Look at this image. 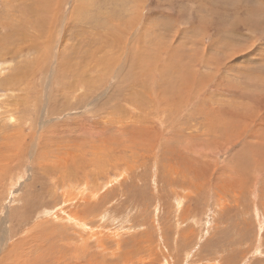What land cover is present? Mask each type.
<instances>
[{
	"label": "rangeland",
	"instance_id": "1",
	"mask_svg": "<svg viewBox=\"0 0 264 264\" xmlns=\"http://www.w3.org/2000/svg\"><path fill=\"white\" fill-rule=\"evenodd\" d=\"M250 16L255 20L246 26L242 21ZM260 20H264V0H0V129L12 130L17 123L12 118L29 124L20 129L25 154L6 151V162L0 163V264H264V172L251 173L245 156L241 161L248 178L242 177L233 188H223L216 180L222 178L220 174L226 175V182L241 174L225 169L232 152L241 145L248 149L256 138L264 142V23L260 25ZM32 35L39 40V49L33 52L27 49L34 42ZM21 42L26 45L18 56ZM96 42L104 53H96L100 49ZM118 49L132 51V57L121 55L116 64ZM191 69L197 71L198 86L186 93L182 88L179 95L174 88L183 85L181 74L186 80L185 72ZM85 78L81 91L77 90L75 82ZM189 93L195 99L185 108L198 120L184 118V109L179 114L169 108L160 111L162 103L174 100L177 106ZM131 98L141 105H134L136 111L124 108ZM204 98L209 103L202 102ZM229 109L235 114H227ZM111 110L120 112L115 120L122 128L128 125L127 131L132 119L135 127L150 129L145 136L149 143L140 146L129 134H119L124 144H114L117 126L106 115ZM179 121L185 122L183 135L169 129L179 126ZM67 125L69 132L86 141L85 157L73 138L49 142L53 128L59 134ZM81 125L89 130L79 131ZM218 126L227 134L246 128L245 138L251 140L236 144L239 147L232 148L227 141L221 148L201 151L210 145L213 134L225 136ZM194 146L202 157L194 155ZM45 148L56 151L51 160L73 166L76 177L62 187L49 183L56 178L52 169L45 174L39 166V161L47 163L41 153ZM182 156L186 163L179 161ZM78 165L84 167L77 170ZM183 173L188 183L180 177ZM131 175L137 177L134 182ZM131 183L137 187L134 196V191L127 192ZM83 188L86 192L79 197ZM68 197L74 204L63 207L72 211L71 221L61 211L62 199Z\"/></svg>",
	"mask_w": 264,
	"mask_h": 264
},
{
	"label": "bare ground",
	"instance_id": "2",
	"mask_svg": "<svg viewBox=\"0 0 264 264\" xmlns=\"http://www.w3.org/2000/svg\"><path fill=\"white\" fill-rule=\"evenodd\" d=\"M59 1V0H58ZM84 1V0H83ZM188 1H190V0H188ZM72 2H74V1H72ZM92 2H93V0H92ZM6 3V2H5ZM4 3V6L6 5ZM76 3H78V2H76ZM84 3V2H83ZM91 3V2H90ZM9 4H10V2H9ZM11 4H13V3H11ZM18 4V3H17ZM39 4V3H38ZM189 4V3H188ZM192 4V3H191ZM63 5V4H62ZM91 5H92V3H91ZM193 5V4H192ZM195 5V4H194ZM3 6V5H2ZM10 6H12V5H10ZM15 6H16V4H15ZM34 6V5H33ZM56 6V5H55ZM79 6V5H78ZM93 6V5H92ZM7 7V6H6ZM201 7V6H200ZM207 7V6H206ZM209 8H210V6H208ZM36 8V7H35ZM80 8V7H79ZM89 8V7H88ZM92 8V7H91ZM94 8V7H93ZM99 8V7H98ZM120 8V7H119ZM197 8H199V7H197ZM10 9V8H9ZM14 9V7L13 8H11V10H13ZM41 8H39L38 10H40ZM61 9V8H60ZM207 9V8H206ZM224 9V8H223ZM3 10H4V8L2 9V13H3ZM31 10V9H30ZM42 10V9H41ZM40 10V11H41ZM62 10V9H61ZM84 10H86V9H84ZM89 10V9H88ZM93 10V9H92ZM211 10V9H210ZM6 11V10H5ZM10 11V10H9ZM18 11V10H17ZM24 11V10H23ZM37 11V10H36ZM72 11V10H71ZM95 11H96V9H95ZM78 11L76 10L75 11V13H77ZM82 12V11H81ZM85 12H87V10L85 11ZM33 13V12H32ZM88 13V12H87ZM89 13H91V11L89 12ZM251 13V11H248L245 15H249ZM7 14V16L9 15L8 13H6ZM37 14V13H36ZM59 14V13H58ZM78 14V13H77ZM21 15V14H20ZM34 15V14H33ZM44 15H45V13H44ZM71 15V14H70ZM89 15H91V14H89ZM88 15V16H89ZM94 15V14H93ZM96 15V14H95ZM97 15H99V13H97ZM97 15H96V17H97ZM187 15V14H186ZM75 16V15H74ZM94 17V16H93ZM91 18V17H90ZM216 18V17H215ZM59 19H61V17L59 18ZM72 19V18H71ZM88 19V18H87ZM86 19V21H88L89 22V20H87ZM97 18H95V20H96ZM7 20H8V18H7ZM7 20L5 21V22H7ZM9 20H10V18H9ZM32 20V19H31ZM52 20V19H51ZM93 20H94V18H93ZM253 20H255V19H252V17L250 16L249 18L247 17V18H245L242 22L244 23V24H246V26H250L251 25V23H252V21ZM20 21V20H19ZM33 21V20H32ZM58 21V20H57ZM56 21V22H57ZM90 21H91V19H90ZM119 21V20H118ZM4 21H3V23H5ZM128 22V21H127ZM200 22V21H199ZM12 23V22H11ZM30 23V22H29ZM33 23V22H32ZM47 23V22H46ZM45 23V24H46ZM91 23V22H90ZM255 22H253V24H254ZM259 23V22H258ZM262 23H264V20H260V25H263ZM215 24H217L216 22H215ZM2 25V24H1ZM14 25V24H13ZM49 25V27H50V24H48ZM53 25V24H52ZM200 25V24H199ZM9 26V25H8ZM46 26V25H45ZM54 26V25H53ZM217 26V25H216ZM2 27V26H1ZM47 27V26H46ZM200 27V26H199ZM202 27V26H201ZM254 27V26H253ZM57 28V27H56ZM197 28V27H196ZM50 29V28H49ZM54 28H52V30H53ZM69 30V29H68ZM46 31H47V29H46ZM1 32V31H0ZM44 32H45V30H44ZM48 32H49V30H48ZM55 32H57V31H55ZM80 32V31H79ZM98 32V31H97ZM196 32V31H195ZM3 33H5V32H3ZM7 33V32H6ZM38 33V32H37ZM47 33V32H46ZM84 33V32H83ZM193 33V32H192ZM45 34V33H44ZM57 34V33H56ZM77 34H79L78 32H77ZM76 34V36H78V38H79V35H77ZM82 34V33H81ZM80 34V35H81ZM99 34V33H98ZM101 34V33H100ZM36 35V34H35ZM46 36H47V34H45ZM44 35V36H45ZM92 35V34H91ZM103 35V34H102ZM101 35V36H102ZM233 35V34H232ZM21 36V35H20ZM23 36V35H22ZM31 36V35H30ZM33 37H34V35H32ZM41 39H42V34H39L38 35ZM75 36V37H76ZM93 36V35H92ZM109 36V35H108ZM107 36V37H108ZM9 37V36H8ZM29 37V36H28ZM84 37V36H83ZM103 37V36H102ZM141 37V36H140ZM21 38V37H20ZM55 38V37H54ZM77 38V39H78ZM29 39H31L30 37L27 39V40H29ZM38 38L35 36L34 38H32L31 39V41H34L32 44H29V47L27 48V49H30V51H36V50H38L39 48H37V41L39 42V40H37ZM101 39V38H100ZM138 39V38H137ZM49 40H50V38H49ZM53 40V39H52ZM69 40V39H68ZM21 41V40H20ZM19 41V42H20ZM43 41V40H42ZM96 41V40H95ZM94 41V42H95ZM135 41V40H134ZM141 41V40H140ZM7 42V41H6ZM18 42V43H19ZM29 42H30V40H29ZM28 42V43H29ZM41 42V41H40ZM80 42V41H79ZM131 42V41H130ZM135 42H137V41H135ZM134 42V43H135ZM227 42V41H226ZM31 43V42H30ZM37 43V44H36ZM41 43H43V42H41ZM40 43V44H41ZM93 43V42H92ZM97 43V42H96ZM21 44H22V42H21ZM94 44V43H93ZM124 44V43H123ZM214 44V43H213ZM224 44H226V43H224ZM228 44V43H227ZM26 44H22V45H20L19 44V47H18V49L19 50H16L17 52H15V54L16 55H20V54H23V51H24V46H25ZM43 45H44V43H43ZM97 45H98V43H97ZM125 45V44H124ZM7 46V45H6ZM84 46V45H83ZM98 46H100V45H98ZM97 46V47H98ZM138 46V45H137ZM41 47V46H40ZM90 47V46H89ZM141 47V46H140ZM8 48H9V46H8ZM15 48V47H14ZM16 48H17V46H16ZM80 48V47H79ZM100 49H98L97 51L96 50H94V51H96V53L97 54H99V53H101V52H103L102 50H101V46L99 47ZM142 48V47H141ZM3 49V48H2ZM78 49V48H77ZM210 48H208V50H209ZM213 50V49H212ZM30 51L28 52V53H30ZM180 51V50H179ZM2 52H4V51H2ZM8 52H9V50H8ZM8 52H5L4 54H7L8 56H9V54H8ZM46 52V51H45ZM88 52V51H87ZM87 52H85V57L87 56ZM109 52V51H108ZM115 52V51H114ZM143 52H144V50H143ZM43 53V52H42ZM104 53V52H103ZM158 53V52H157ZM4 54H2V55H4ZM38 54V53H37ZM36 54V57L38 56ZM76 54V53H75ZM107 54H109V53H107ZM110 54H111V51H110ZM115 54H116V56H117V59H116V64L117 63H119L118 61V59L120 58V56L121 55H126L127 57H132L131 55H132V51H128L127 53H125L124 51H123V49L121 50V49H118V51L117 52H115ZM135 54V53H134ZM156 54V53H155ZM1 55V54H0ZM31 55H32V53H31ZM39 55H40V53H39ZM44 55V54H43ZM124 55V56H125ZM185 55V54H184ZM196 55V54H195ZM6 56V55H5ZM4 56V57H5ZM12 56H13V54H12ZM12 56L10 57V58H12ZM90 56V55H89ZM93 56H94V53H93ZM1 57H3V56H1ZM35 57V56H34ZM50 57V56H49ZM64 57V56H63ZM95 57V56H94ZM136 57H137V55H136ZM143 57V56H142ZM42 58V57H41ZM139 58V57H138ZM58 59V58H57ZM65 59V58H64ZM89 59H90V57H89ZM34 60H35V58H34ZM48 60V59H47ZM104 60V59H103ZM67 62H70V61H68V60H66ZM72 61V60H71ZM98 61V60H97ZM105 61V60H104ZM121 61V60H120ZM133 61V60H132ZM139 61V60H138ZM35 62V61H34ZM64 62H65V60H64ZM89 62H90V60H89ZM72 63V62H71ZM86 63V62H85ZM87 63H88V61H87ZM91 63V62H90ZM31 64H33V63H31ZM34 64H36V63H34ZM68 64V63H67ZM66 64V65H67ZM73 64V63H72ZM74 64H77V63H74ZM89 64V63H88ZM206 65V64H205ZM204 65V66H205ZM82 67V66H81ZM97 67V66H96ZM207 67V66H206ZM19 68V67H18ZM86 68V67H85ZM98 68V67H97ZM130 68V67H129ZM181 68V67H180ZM205 68V67H204ZM1 69V68H0ZM42 69H43V66H42ZM79 69H81V68H79ZM76 70H78V69H76ZM88 70V69H87ZM134 69L132 68V71H133ZM178 70V69H177ZM180 70V69H179ZM5 71V70H4ZM112 71V70H111ZM110 71V72H111ZM82 72V71H81ZM180 72V71H179ZM195 72H197V71H195ZM195 72L194 71H192V69L191 70H189V71H187V72H185L186 73V80H189L188 82L185 80V78H184V76H183V73L181 74V77L185 80H183V85H180V83L174 88L175 90H176V92L180 95L181 93H180V89H182L183 88V91H185L186 89H187V91H189L188 90V88H196V86L195 85H197L198 83H196V75H195ZM38 73V72H37ZM86 73H87V71H86ZM85 73V74H86ZM82 76H85V75H82ZM6 77V76H5ZM81 77V76H80ZM179 78V77H178ZM3 79H4V77H3ZM8 79H10V78H8ZM73 79H75V78H73ZM199 79V78H198ZM262 79H264V78H262ZM12 80V83H14L15 82V79H11ZM201 81H203V78L202 79H200ZM4 81V80H3ZM6 81H8L7 79H6ZM84 81H87L86 80V78L85 79H83V81H76L75 82V84L77 83V87H78V89L77 90H80L81 91V88H82V84H83V82ZM179 81V80H178ZM17 82H18V80H17ZM205 82V81H204ZM204 82H203V84H204ZM2 83V82H1ZM8 82H6V84H7ZM122 83V82H121ZM181 83V84H182ZM200 83H202V82H200ZM18 84V83H17ZM261 84V83H260ZM4 85V84H3ZM62 85V84H61ZM86 85H88V84H86ZM8 86H9V84H8ZM11 86V85H10ZM14 86V85H13ZM130 86V85H129ZM137 86H138V84H137ZM198 86V85H197ZM6 87V86H5ZM36 87V86H35ZM14 88V87H13ZM116 88V87H115ZM120 88H121V86H120ZM68 89V88H67ZM89 89V88H88ZM131 89H132V86H131ZM119 90V89H118ZM126 90H127V88H126ZM99 91V90H98ZM119 91H122V90H119ZM128 91V90H127ZM126 91V92H127ZM133 91H136V90H133ZM133 91H131V92H133ZM182 91V92H183ZM88 92V91H87ZM160 92H162V91H160ZM190 92V91H189ZM55 93V92H54ZM86 93V92H85ZM84 93V94H85ZM125 93V91L123 92V94ZM134 93V92H133ZM173 93H174V91H173ZM185 93H186V91H185ZM48 94V93H47ZM81 94H82V92H81ZM112 94H114V93H112ZM116 94H117V92H116ZM156 94H158V93H156ZM177 94V95H178ZM194 94V93H193ZM34 95V94H33ZM126 95H127V93L125 94V97H126ZM130 95H131V93H130ZM133 95V94H132ZM141 95V94H140ZM171 95H172V93H171ZM176 95V94H175ZM178 95V96H179ZM186 95H188V92H187V94ZM186 95H185V97H186ZM191 95V93H189V97L187 98V100H186V98H184V95L182 96V98H178L179 99V102L177 103V104H179V105H177L176 106V104H174V103H172V101H174V100H171V101H169V102H166V103H162L161 105H159V106H161V112L162 113H164L165 112V109L166 108H169L170 110H176V113L177 114H179V113H183V109L185 110V116L186 117H184V118H188V119H192L193 121H196V120H198V118L199 117H196L195 116V114L193 113V111H188V110H186V103H188L189 101L190 102H193L194 101V99H195V95L194 96H190ZM41 96V95H40ZM142 96V95H141ZM146 96V95H145ZM157 96V95H156ZM123 97V96H122ZM212 97V96H211ZM211 97H210V99H211ZM33 97H31V99H32ZM34 98H35V95H34ZM108 98V97H107ZM118 98V97H117ZM134 98V97H133ZM144 98V97H143ZM157 98V97H156ZM159 98V97H158ZM157 98V99H158ZM38 99H39V97H38ZM37 99V100H38ZM94 99V98H93ZM110 99V98H109ZM135 99V98H134ZM134 99H132L131 98V100L128 102V104H124V102H123V104L124 105H126V107H124V108H127V109H129L130 111L131 110H134V111H136V109H135V106L134 105H136L135 103H134ZM147 99H149V97L147 98ZM209 98H204L203 100H201L202 102H204V101H208V103H209V100H210ZM145 100H146V98H145ZM154 100V99H153ZM264 100V99H263ZM105 101H108V100H105ZM118 101V100H117ZM148 101V100H147ZM162 101V100H161ZM166 101H167V99H166ZM48 102V101H47ZM149 102H151V101H149ZM201 102V103H202ZM255 102V101H254ZM37 103V102H36ZM41 103V102H40ZM143 103V102H142ZM144 103H146V102H144ZM200 103V102H199ZM205 103V102H204ZM197 104V103H196ZM244 104V103H243ZM33 105H35V103L33 104ZM37 105H38V103H37ZM104 105V104H103ZM119 105V104H118ZM138 105H140V104H137L136 106L138 107ZM148 105V104H147ZM146 105V106H147ZM190 105V104H189ZM259 105H262V102H260V104ZM107 105H105V107H106ZM115 106H117V105H115ZM141 106V105H140ZM149 106V105H148ZM197 106V105H196ZM201 106V105H200ZM203 106V105H202ZM201 106V107H202ZM205 106V105H204ZM209 106H210V104H209ZM79 107V106H78ZM111 107H113V106H111ZM144 106H143V104H142V109H145V107L143 108ZM200 107V108H201ZM207 107V106H206ZM216 107V106H215ZM15 110L16 109H18V107H13ZM36 108V107H35ZM68 108H70L72 111H74L75 110V108H72V107H67L66 109H68ZM106 108H108V107H106ZM122 108V107H121ZM147 108V107H146ZM155 108V107H154ZM219 108V107H218ZM81 109V108H80ZM83 109V108H82ZM123 109V108H122ZM121 109V110H122ZM141 109V108H140ZM139 109V110H140ZM153 109V108H152ZM168 109V110H169ZM193 109V108H192ZM199 109V107L197 108V110ZM233 109V108H232ZM56 110V109H55ZM107 110H109V109H107ZM106 110V111H107ZM114 110H116V109H114ZM117 110H118V108H117ZM120 110V111H121ZM148 109H146V111H147ZM157 110V109H156ZM213 111H214V113H218L220 110L219 109H212ZM240 110V109H239ZM144 111V110H143ZM209 111V110H208ZM225 111V110H224ZM141 112H142V110H141ZM148 112V111H147ZM146 112V113H147ZM151 112V111H150ZM221 112V111H220ZM235 112H236V110H231V109H229V110H227L226 111V113L227 114H229V113H233V114H235ZM84 113V112H83ZM91 113H96L95 111H92ZM124 113V112H123ZM126 113V112H125ZM128 113V112H127ZM143 113V112H142ZM141 113V114H142ZM246 113V112H245ZM140 114V115H141ZM145 114V113H144ZM149 114V113H148ZM212 114V113H211ZM36 115V114H35ZM59 115V114H58ZM83 115V114H82ZM93 115H95V114H93ZM96 115H98V114H96ZM106 115L107 116H109V117H112V119H113V125L115 124L116 126H117V128L114 130V131H116L113 135L116 137V139L114 140V144H116V145H122V144H124L123 142H121L122 140H121V138H118L117 136L120 134V135H123V134H129L130 135V140L132 141V140H137V142H138V144L140 145V146H142L144 143H146L147 142V144L149 143V141H150V137H148V139L145 137V136H148V135H150V129H145L144 128V130L143 129H140L139 127L137 128V127H135V121L132 119V120H129V123L131 124V126H132V128H131V130L130 131H127V126L125 125V123L123 124V128H122V126L119 124V122L118 121H116L115 120V118H116V116H121V114H120V112L119 111H116V112H114V111H109L108 113L106 112ZM133 115V114H132ZM136 115H138V114H136ZM213 115H215V114H213ZM247 115V114H246ZM130 116V115H129ZM134 116V115H133ZM132 116V117H133ZM139 116V115H138ZM142 116H144L145 117V115H143L142 114ZM176 116V115H175ZM197 116H200V114H198ZM239 116V115H238ZM243 116V115H242ZM144 117H140V118H143L144 119ZM177 117V116H176ZM180 117V116H179ZM217 117H218V115H217ZM37 118V117H36ZM178 118V117H177ZM131 119V118H130ZM137 119V123H138V118H136ZM146 119V118H145ZM147 119H149V118H147ZM157 119V118H156ZM168 119V118H167ZM19 120L20 119H13L12 118V122H17V123H15L14 124V128L12 129V130H8L7 129V127L6 128H4V127H2L1 129H0V163L4 160V158H6V156H5V152L6 151H11L12 149H14V155H16V154H18L20 151H21V153H24V152H22V149H23V143H24V141H26V140H24V137H23V133H22V130H20V129H22V126H24L25 124V122L24 123H20L19 122ZM81 120H82V118H80V122H81ZM141 120V119H140ZM178 120V119H177ZM34 121H36V120H34ZM87 121V120H86ZM146 121V120H145ZM175 121V120H174ZM30 122H31V120H30ZM69 122V121H68ZM125 122H127V121H125ZM144 122V121H143ZM178 122V121H177ZM27 123V122H26ZM87 123V122H86ZM140 123V122H139ZM172 122L170 121V124H171ZM179 123H180V125L179 126H177V127H174V128H172L171 127V125L169 126L170 128L169 129H173V130H176L175 132H178L177 134H179V133H181L182 132V127H183V125L185 124V122L184 121H182V122H180L179 121ZM28 124V123H27ZM32 124V123H31ZM81 124V123H80ZM79 124V125H80ZM130 124H129V126H130ZM84 125H86V124H84ZM114 125V126H115ZM28 126H29V124H28ZM138 126H140V125H138ZM248 126V125H247ZM143 127V126H142ZM145 127V126H144ZM190 127V126H189ZM244 127V126H243ZM246 127V126H245ZM36 128V127H35ZM69 128H70V125L68 126L67 125V127L65 128V129H63V130H61V132L59 133V134H55L54 133V131H55V129L53 128L52 129V131H50L49 132V134L50 135H52V137L50 138V140H49V142H53L56 138H59L60 140H63L64 138H68V139H71V138H73L72 140H75L76 141V143H77V147H78V150H79V153H80V156L81 157H85V154H86V151H85V149H86V145H87V143H86V141L84 140V139H82V138H78V137H76V136H74V134L73 133H71V132H69ZM83 129H88V127L87 126H82L81 125V127H80V129H79V131H81V130H83ZM134 129V130H133ZM246 129V128H245ZM244 128H240L239 130L238 129H236V128H234V132H230L229 134H227V132L226 131H222V126H218V130L219 131H222V132H224L225 133V136L224 137H221V138H219L218 136H215V137H213L215 134H213L212 135V137H211V142H210V145L209 146H207V148H205V147H203L202 149H201V151H204L205 149H209V148H211V147H213V148H216L217 149V147L219 148L220 146H223V144H226V142L228 141V146H229V144L231 145V147L232 146H236V147H239V146H237V145H240L241 144V142L242 141H249V140H251L250 138L249 139H247V138H245V133H246V130H245ZM89 130V129H88ZM230 130V129H229ZM165 131V130H164ZM243 131V132H242ZM75 132V131H74ZM94 132V131H93ZM96 132V131H95ZM84 133V132H83ZM87 133V132H86ZM97 133H99V131H97ZM73 134V135H72ZM75 134H76V132H75ZM182 135H183V132L181 133ZM263 134V133H262ZM81 135V134H80ZM191 135V134H190ZM256 135V134H255ZM264 135V134H263ZM77 136H79L78 134H77ZM179 136V135H178ZM80 137V136H79ZM107 137H110V138H115V137H111V136H107ZM256 137H257V135H256ZM27 138V137H26ZM30 138V137H29ZM252 138V137H251ZM58 139V140H59ZM169 139H170V137H169ZM178 139H181V138H178ZM183 139V138H182ZM72 140H70L69 142H67V143H65V144H69ZM96 140V139H95ZM129 140V141H130ZM172 140V139H171ZM256 141H252V142H254L255 144H253V143H251V142H249L248 143V145L246 146V148H248V149H246V150H244V146L243 145H241V147H239L237 150H235L234 152H232L231 154H230V156H229V159H228V166H227V168L225 167V169L227 170V171H230L231 172V170H236V171H241L240 173V175H237V176H239V177H236V178H233V179H231V180H229L228 182H226L225 181V177H226V175H221L220 174V176H219V178L222 176V178L221 179H217V177H216V180L217 181H219L220 183H222V187L223 188H233L234 186L236 187V185H235V183H238V181L242 178V177H247L248 178V174H244L245 172H247V170H244L245 168H246V166H245V164L244 165H242V161H241V158H244L245 156H246V165H249L250 166V170H251V173L252 172H264V160H263V157H264V142H263V140H261V138L259 139V138H256L255 139ZM41 141V140H40ZM45 141H46V139H45ZM174 141V140H173ZM59 142H61V141H59ZM141 142H143V143H141ZM260 142H262V143H260ZM26 143V142H25ZM62 143V142H61ZM141 143V144H140ZM169 144H170V141H169ZM172 145L174 144V143H171ZM180 144V143H179ZM237 144V145H236ZM55 145V144H54ZM216 145H217V147H216ZM244 145H246L245 143H244ZM177 146V145H176ZM175 146V147H176ZM227 146V147H228ZM259 146H261L262 148H260ZM135 146L132 144V148H134ZM173 147V146H172ZM178 147H179V145H178ZM195 147V148H194ZM193 148H191V150H192V152L194 153V155L197 157V159L199 158V157H202V153H200V152H198L197 150V148H196V146H194ZM227 147L225 148V150H227ZM231 147L229 148V149H231ZM221 148V147H220ZM233 148V147H232ZM166 149V148H165ZM197 149V150H196ZM236 149V148H235ZM25 150V149H24ZM164 150V149H163ZM167 150H169V149H167ZM174 150V149H173ZM177 151H179L178 149H176ZM175 151V150H174ZM134 153H136V151H133ZM43 155H45V158H46V164L45 165H43V163H42V161H39V166H40V168H42L43 169V172H45V174H50V173H48L46 170L47 169H52L51 170V172H53V173H55L56 175V178H53L52 179V181H51V179H50V181H49V183L51 184V185H53V186H57V187H62L63 185H64V183L65 182H68V181H70L71 179H73L74 177H76V174H74V172H73V169H72V165L71 164H69V163H60V162H58V161H54V160H51V156L52 155H54L55 153H56V151L54 150V149H51V150H47L46 148L45 149H43L42 150V152H41ZM20 154V153H19ZM18 154V155H19ZM25 154V153H24ZM170 154H171V152H170ZM172 154H173V152H172ZM181 154V153H180ZM186 154V153H185ZM4 155V156H3ZM20 155H22V154H20ZM176 155H177V153H176ZM179 155V154H178ZM172 156V155H171ZM181 156V155H180ZM180 156H178V157H180ZM20 157V156H19ZM177 158V157H176ZM175 158V159H176ZM185 158L186 157H183L182 156V159H179V161L181 160V162H183V163H186L188 160H185ZM195 158V157H194ZM178 159V158H177ZM187 159H188V157H187ZM185 160V161H184ZM244 160V159H243ZM14 161H15V159H14ZM4 162H6L5 160L3 161V163ZM36 162H38V161H35V163ZM52 164L51 166H47V165H49V164ZM251 163V164H250ZM93 164V162H91L90 163V165H92ZM102 167H103V165H101ZM234 166V167H233ZM84 166L83 165H78L77 166V170H81L82 168H83ZM100 167V166H99ZM245 167V168H244ZM244 168V169H243ZM2 169H4V168H2ZM241 169V170H240ZM75 170H76V168H75ZM250 170H249V172H250ZM42 172V173H43ZM169 172V171H168ZM178 173H180V172H176V174H178ZM223 173V172H222ZM40 174H41V172H40ZM161 174V173H160ZM169 174V173H168ZM182 174V173H181ZM257 174V173H256ZM123 174L122 173H120V174H117V175H115V178L118 176V178L119 177H121ZM174 175V173L173 172H170V176L172 177ZM204 175V174H203ZM243 175H246V176H243ZM85 176V174H83V177ZM160 176H162V175H160ZM200 177H201V174L199 175ZM198 176V177H199ZM170 177V178H171ZM181 178H185L186 180H187V183L189 182V179H188V177H187V175L186 174H184L183 173V175L182 176H180ZM197 177V178H198ZM52 178V177H51ZM117 178V179H118ZM130 178L132 179V181L134 182L135 181V179L137 178L135 175H131L130 176ZM162 178V177H161ZM192 178V177H191ZM117 179H116V181H117ZM172 179V178H171ZM228 179V178H227ZM236 179H238V180H236ZM250 179V178H249ZM158 180V179H157ZM194 178H192V180L190 181V183H193L194 182ZM252 180V179H251ZM159 181V180H158ZM173 181V180H172ZM154 182V181H153ZM179 182H180V180H179ZM112 183V182H111ZM159 183H161L160 181H159ZM165 183V182H164ZM172 183V182H171ZM184 183V182H183ZM245 183V182H244ZM50 184L48 185V186H50ZM114 184V183H113ZM124 183H120L119 185V187L120 188H122V185H123ZM184 184H186V183H184ZM216 184L217 183H215L214 185L216 186ZM145 185H146V183H145ZM159 185V184H158ZM162 185H163V182H162ZM167 185H169V184H167ZM172 185V184H171ZM174 185V184H173ZM172 185V186H173ZM180 185V184H179ZM178 185V186H179ZM52 186V187H53ZM170 186V185H169ZM175 187H177V186H175ZM180 187V186H179ZM183 187H184V185H183ZM189 187V186H188ZM49 188V187H48ZM127 188H129V189H127V192H130L131 190L132 191H134V193L133 194H131L132 196H134V195H136V186L133 184V183H131L129 186H127ZM165 188V187H164ZM190 188V187H189ZM160 189V188H159ZM161 189H163L162 187H161ZM166 189V188H165ZM164 190V189H163ZM180 190V189H179ZM117 191H119V190H117ZM184 191V190H183ZM187 191V190H186ZM50 192V191H49ZM85 192H86V188H83L82 190H81V192L80 193H78V196L80 197V196H83L84 194H85ZM179 192V191H178ZM182 192V191H181ZM162 193V192H161ZM172 193V192H171ZM199 193V192H198ZM49 194V193H48ZM177 194V193H176ZM185 194H186V192H185ZM175 195V194H174ZM178 195H179V193H178ZM197 195V194H196ZM199 195V194H198ZM204 195V194H203ZM53 196V195H52ZM140 196V195H139ZM177 196V195H176ZM181 196V195H180ZM202 196V195H201ZM39 197V196H38ZM90 197H91V199H95L96 197H97V195H96V193H92L91 195H90ZM106 196L104 195L102 198L104 199ZM185 197V196H184ZM76 199H77V201H80V200H83V199H81V198H77V197H75ZM135 198V197H134ZM137 198V197H136ZM158 198V197H157ZM182 199V198H181ZM183 201V200H182ZM181 201V202H182ZM35 202V201H34ZM74 201H73V199L72 198H67L66 200L65 199H62V207H61V211L64 213V214H66L67 215V220H73L72 219V217L70 216V214L72 215V211H69L70 209H69V207H67V208H64L63 206L64 205H68V204H71V205H73L74 203H73ZM180 202V203H181ZM28 204H30V203H28ZM37 204V203H36ZM55 204V203H54ZM58 204V203H57ZM60 204V203H59ZM178 204V203H177ZM179 205V204H178ZM178 207V206H177ZM180 207V206H179ZM178 207V208H179ZM222 207H225L224 205L222 206ZM26 208V207H25ZM28 209V208H27ZM187 209V208H186ZM224 209V208H223ZM222 209V210H223ZM31 210V209H30ZM59 210H60V208H59ZM221 210V209H220ZM69 212V213H68ZM31 213H33V212H31ZM28 214V213H27ZM30 215V214H29ZM32 215V214H31ZM73 215H74V212H73ZM134 222V221H133ZM132 222V223H133ZM206 245V244H205ZM102 246V245H101Z\"/></svg>",
	"mask_w": 264,
	"mask_h": 264
}]
</instances>
